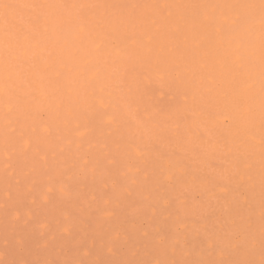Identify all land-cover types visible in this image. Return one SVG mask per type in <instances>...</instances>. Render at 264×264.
Listing matches in <instances>:
<instances>
[{"label": "rangeland", "instance_id": "rangeland-1", "mask_svg": "<svg viewBox=\"0 0 264 264\" xmlns=\"http://www.w3.org/2000/svg\"><path fill=\"white\" fill-rule=\"evenodd\" d=\"M96 2L187 6L233 0ZM207 10L147 8L146 17L161 21L159 30L146 24L126 40L106 41L104 53L74 41L67 27L58 44L51 31L40 37L36 67L13 88L20 99L12 113L0 97V253L8 248L11 260L60 264L260 260L258 9L251 33L233 30L234 10L218 7L212 21L204 19ZM168 17L178 21V30ZM133 39L142 41L139 48ZM241 40L251 41L256 53V113L248 135L225 95L228 65ZM73 48L78 54L62 70L59 63ZM200 63L205 67L193 72ZM93 73L97 79H90ZM105 111L112 121L101 116Z\"/></svg>", "mask_w": 264, "mask_h": 264}, {"label": "snow or ice", "instance_id": "snow-or-ice-1", "mask_svg": "<svg viewBox=\"0 0 264 264\" xmlns=\"http://www.w3.org/2000/svg\"><path fill=\"white\" fill-rule=\"evenodd\" d=\"M170 7H224L234 10L236 19L233 20V30L240 33H251L256 29L255 10L259 16V118H260V143L261 152V195H262V232H261V258L256 260L220 261L213 264H264V0L259 4L237 3L227 5H169V4H128L119 2H89L79 3H45L37 4L29 0H0V97L4 99L7 113H12L19 102V95H13V88L17 82H23L26 72L36 67L34 49L41 43L40 37L46 32H62L67 27L71 30L74 41L85 42L99 51L106 41L113 38L126 40L134 35L137 28L151 24L156 30L161 27V21L155 17H146L137 14L134 10ZM36 9L49 10L43 14H37ZM25 10H30L25 14ZM247 10V11H241ZM166 23L174 30H178V21L171 17L166 18ZM132 42L141 45L142 41L133 39ZM248 48L247 54L240 50ZM235 58L228 65L230 79L229 91L225 94L227 106L241 120V132L244 135L250 133V125L254 121L256 106L254 103L257 80L255 78V46L251 41L247 45L241 40L235 44ZM205 67L200 63L193 72ZM95 78L93 73L91 79ZM15 101V102H14ZM101 116L112 121L114 117L108 112H102ZM230 117L225 116L227 121ZM11 131H15L12 129ZM147 235V234H146ZM115 239L112 246L108 247V254H114ZM8 248L0 255V264H60L57 261H17L8 259ZM90 255L91 250L84 253ZM63 264H178L174 261H136V260H74L64 261Z\"/></svg>", "mask_w": 264, "mask_h": 264}, {"label": "bare ground", "instance_id": "bare-ground-1", "mask_svg": "<svg viewBox=\"0 0 264 264\" xmlns=\"http://www.w3.org/2000/svg\"><path fill=\"white\" fill-rule=\"evenodd\" d=\"M221 2V0H218ZM240 1L242 0H233L232 4H237L239 3ZM29 2H32V3H37V4H45V3H51V0H29ZM81 2H87V0H82ZM71 3H77V0H72ZM203 5H207L206 3L203 4ZM203 8V7H202ZM146 9H143L141 10V12H144L143 14L146 16L147 14L145 13L146 12ZM44 10H47V9H44ZM49 11V10H48ZM217 12V8H214L213 10L211 8H208L207 11L204 12V19H206L207 21H212V16L211 14H214ZM220 22L223 23V24H226L228 22V20L221 16L219 18ZM258 25V28H259V24ZM51 33L53 34L54 38H55V41L56 43H60L62 42V39H61V36H60V33L59 32H52ZM59 33V35H58ZM217 33L219 34L220 38H221V35H222V30H217ZM218 44L219 45H224L223 44V39L221 38L220 40H218ZM68 44L66 42H64V44L61 46V49L62 51L64 52L65 50V46H67ZM88 45V44H87ZM134 47L136 48H139V46H137V44H134ZM91 45H88V47H90ZM38 47V46H37ZM93 49V48H92ZM109 50L108 46L106 45V43L104 44V46L99 50V51H102L103 53L105 51ZM94 52H99V51H96L93 49ZM160 52L162 51L161 49L159 50ZM78 54V51L76 49H70L69 51L66 52V54L64 55V60L62 62L59 63L60 67L62 70H64L66 68L65 64L68 62V59H70L72 56H76ZM89 63V62H88ZM46 67H49V65H47ZM93 74H91L89 77L91 79ZM94 79H97V74H95V78ZM101 105H104L103 102L100 103Z\"/></svg>", "mask_w": 264, "mask_h": 264}]
</instances>
